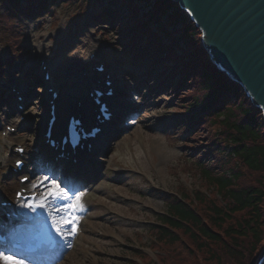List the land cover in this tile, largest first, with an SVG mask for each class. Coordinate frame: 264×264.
<instances>
[{
    "label": "rangeland",
    "instance_id": "1",
    "mask_svg": "<svg viewBox=\"0 0 264 264\" xmlns=\"http://www.w3.org/2000/svg\"><path fill=\"white\" fill-rule=\"evenodd\" d=\"M82 1L85 5L88 2L86 13L81 12V4H77L78 0H76L73 6L69 8L60 6L56 10L50 18L53 25L47 18L48 22L44 23L40 31L34 33V27L28 25L25 30L20 31V34L17 32L21 45L27 46L29 52L31 51V58L37 57L40 52L49 53L52 57L56 53V46L64 42L68 45L73 44L70 47L73 48L78 45L82 37L87 38L89 42L93 39L98 40L104 47L103 51L109 55L112 64H115L114 60L125 62V67L116 66L115 68L119 72L116 75L119 94L127 95L128 93L130 105L142 110L136 120L132 119L135 121L123 123L125 131L117 136L114 144L107 150V161L100 162L98 158L95 159V165L98 164L101 167L97 170V177L90 182V190L83 193L84 210L80 212L77 225L79 231L77 236L68 241V248L61 256L63 258L61 264H217L210 261V251H197L187 237H184V243L172 245L167 242L169 245H166L159 238L156 239V234L151 232V228L153 224L158 225L159 217L167 211L165 199L169 197H189L188 202H191L194 192L200 190L206 195L208 201L214 200L218 204L226 203L223 198H219L216 189L200 173L205 168L215 169L216 174H219L222 169L237 167L238 159L228 162L231 149L227 148V151H224L227 143L218 136L222 125L213 128L209 125V120H206L187 131H184L182 127L181 134L175 135L179 133L175 131V120L184 112L181 106L189 105L190 97L198 94L195 93L197 87L190 85L192 78L186 80V87H177V84L185 77L180 74L174 75L172 68L168 67L165 73L160 75L163 71L158 68L160 73L157 77L161 79L160 84L154 83L150 89L141 90L146 82L143 76L146 68L141 64L142 72L136 75L137 78L131 76L128 78V72H131L130 69H134L136 64L127 66L130 61L126 62L123 59L124 52L121 49L123 44L120 42L121 36L118 32L119 24H116L113 29L98 30L90 21V11L96 10V5L94 6L96 0ZM106 5L107 2L104 1L98 3L97 7L105 8ZM140 7L143 6L140 5ZM3 14L4 9L0 8V17ZM122 14L121 12L120 19L123 18ZM56 20H58L57 24L54 25ZM84 27L85 33H81L80 29ZM180 27L181 22L176 25L175 30L178 31ZM153 28L156 30L157 27L153 26ZM23 32L31 45L23 39ZM91 32H97L94 38L89 37ZM6 37L8 40V32L0 23V76H7L9 73L12 75L14 71L18 73V67H20L15 65L10 68L12 53L8 44L5 43ZM47 50L51 51L45 52ZM65 50L70 51L69 48L63 49ZM59 51L60 49L57 51L58 56L63 53ZM177 53L180 54V51ZM27 55L25 53L19 62L24 63V60L28 58ZM9 77L0 78V88L7 85ZM21 77L22 74L17 75L16 80H20ZM140 77L144 81H140ZM126 79L130 86L125 91L122 84ZM10 88V91L14 89ZM20 89L28 93H31L29 90H33L37 96L23 106L21 116L18 114L16 118L12 117L19 122L21 118L27 119L21 127L20 136L23 135V140H28L27 151L33 155V148L39 140L37 134L43 127V119L47 116L48 105L41 107L40 103L47 104L50 95L47 94L48 87L43 89L20 87ZM72 90L71 87H60L59 91L65 94ZM142 91L146 92L144 96L145 99L147 98L146 101L141 98ZM195 112L190 113L195 114ZM4 120L0 113V125ZM176 141H180V144ZM214 143L219 144L220 147H210ZM4 156L5 151H0V158L3 159ZM39 163L41 161L35 163V168H38ZM33 171L30 168L27 172L34 174ZM67 228L69 227L66 226ZM92 228L95 230L93 231ZM215 251L218 253L220 249L215 248ZM223 252L224 249H221L219 256ZM226 264L242 263L227 261Z\"/></svg>",
    "mask_w": 264,
    "mask_h": 264
},
{
    "label": "trees",
    "instance_id": "2",
    "mask_svg": "<svg viewBox=\"0 0 264 264\" xmlns=\"http://www.w3.org/2000/svg\"><path fill=\"white\" fill-rule=\"evenodd\" d=\"M128 1L132 4L134 0ZM10 2L12 8L5 7L7 15L17 18L23 13L22 0ZM43 2L28 0V6ZM0 4L6 5L5 0H0ZM170 4L169 0H157L154 16L170 8ZM132 18L136 19L135 13ZM183 21L188 25L184 37L187 48L180 70L192 78L190 85L197 87L198 94L190 97L189 105L181 106L184 112L177 119L178 128L187 130L206 120L213 128L222 125L218 136L227 143L224 151L231 149L228 162L234 159L238 162L237 167L222 169L219 174L215 169L200 171L225 204L208 201L200 190L194 192L193 203L188 202L189 197H169L165 199L167 212L159 217L151 232L166 245L184 243L187 237L197 251H210V261L217 264L227 261L257 264L264 250V119L252 108L239 86L229 83L209 62L200 46L199 31L185 15ZM193 109H199L197 114L187 115ZM213 146L220 147L216 143L210 147ZM215 248L220 251L215 253ZM221 249L224 252L219 256Z\"/></svg>",
    "mask_w": 264,
    "mask_h": 264
},
{
    "label": "water",
    "instance_id": "3",
    "mask_svg": "<svg viewBox=\"0 0 264 264\" xmlns=\"http://www.w3.org/2000/svg\"><path fill=\"white\" fill-rule=\"evenodd\" d=\"M202 35L211 62L264 119V0H172ZM257 264H264V250Z\"/></svg>",
    "mask_w": 264,
    "mask_h": 264
},
{
    "label": "bare ground",
    "instance_id": "4",
    "mask_svg": "<svg viewBox=\"0 0 264 264\" xmlns=\"http://www.w3.org/2000/svg\"><path fill=\"white\" fill-rule=\"evenodd\" d=\"M79 66V65H78ZM158 68L162 69L161 66L156 67V73H158ZM111 74V71L109 72ZM75 78L77 80H79L80 78L78 76H75ZM81 82L77 85V87H74L75 89L73 91H71L67 98H68V103L64 109V112L62 111V109L60 108L59 113H58V119L57 122H61L64 118L67 112L69 113H76V104L79 101V98L82 94V88L83 86H87L89 83L92 82V79L90 77V79L88 80L87 83H85L84 81L80 80ZM152 81H156V78L153 77ZM152 84V83H150ZM56 89H59L58 87H51ZM83 88H87V87H83ZM98 89H100L99 87H97ZM103 88V87H102ZM128 88V87H126ZM150 89L151 87L148 86L147 84L144 85V87L141 88L142 89ZM109 89L108 87H104L103 90ZM10 90V87H3L0 88V96L4 93H7ZM23 93L25 94V104L29 101H31L34 97V93H28L26 90H22ZM143 92V91H142ZM63 94V93H62ZM128 94V93H127ZM143 95L141 96V98L146 101L147 98L145 99L144 96L146 94V92L144 91L142 93ZM149 97V96H148ZM61 98V97H60ZM131 98V97H130ZM61 100V99H60ZM48 101H52V96H50L48 98ZM111 102L112 105L110 107L111 111L114 113V118L110 121V122H103L102 124H100V127H103V133L97 138V140H91L89 139L87 142H85V144L92 145V150L90 153H87L86 149L84 153H80L81 157H84V159L78 164V165H72L71 161H65V160H61L59 159L58 161H54V159L52 158L56 152L53 149H50L48 147V145H46V139H40L38 140V142L36 143V145L34 146V153L33 156L38 157V155L36 154V150H38L40 148V146H45L43 149V152L46 154V157H42L41 155H39L40 157L43 158L44 162H46L47 164H49V168L48 170L50 171V174L53 175L54 177H61V175L59 174L60 170L58 169L59 166H61L62 169L66 168V171H68L67 173L72 172L73 176L75 179L70 180L68 179L69 174L62 175L63 180L69 185V186H73L74 184L77 186L82 185L83 187L86 185V181H88L89 183L91 181L94 180V178L97 177V167H101V166H96L95 165V159L97 158V155H105V152H107V150L109 149V147L111 145L114 144V141L116 140L117 136L120 135V133L122 132V125L123 122L126 121L129 117H131L133 114H135L138 109L131 106L129 102H127V99L125 97V95H123L121 98L119 97V95H115L113 97H111ZM59 103H61L63 105V107L65 106L62 101H60ZM7 104L9 105L10 111L7 113H4L3 115L6 117L5 123H11L14 124L15 120L12 119L10 120L12 117H14L15 115H17L19 112L17 110H15V101H14V95L9 94L7 97V100H5L4 102L0 101V113L2 112V108L4 105L7 106ZM49 119L46 120L47 124H48ZM19 123H16L14 126H16L18 128L22 127V125H17ZM54 136V131L52 132V137ZM28 140L24 139L22 137L20 138H16L15 140H12V142L7 145L4 150L6 155H8L6 158L4 157L3 159H0V165H6V172L3 173L2 169L0 168V198H2L4 196L3 192H5L9 199H12L13 196V191H16L18 188H28V185L26 186H21L20 184L17 183L16 177L18 176V174L13 172L14 166L11 168V162L13 159L16 160H22L21 157L17 156L15 153H13L14 150H12V145L14 143H17L19 145H21L18 148H28V144H27ZM3 150V149H2ZM32 156V158H33ZM31 157V156H30ZM100 159H98V161H104L106 162L107 158L104 157H99ZM23 159L29 163V156L24 155ZM15 163V162H14ZM25 169V168H24ZM22 170V173L25 172V170ZM40 171H42L41 173L44 175H48V172L46 171V169L41 168ZM28 172H25L24 176H28L27 175ZM5 178L6 181L10 180V182H4L2 179ZM68 180H67V179ZM39 180V179H37ZM36 180V181H37ZM70 180V181H69ZM35 182V181H34ZM38 182V181H37ZM35 183L33 182H29V187L31 189H36L33 188V185ZM5 200H1L0 202H3ZM14 202V199H13ZM12 210L16 213L18 212H22L24 218H29L26 214V212L23 210V207H21L20 204H14V207H12ZM48 212H51V207L47 209ZM8 212V210H7ZM54 215V214H53ZM59 215V214H57ZM49 217V215H48ZM51 218V217H50ZM52 221V219H51ZM78 229V227H77ZM62 244L63 246L65 245V241L62 240Z\"/></svg>",
    "mask_w": 264,
    "mask_h": 264
},
{
    "label": "snow or ice",
    "instance_id": "5",
    "mask_svg": "<svg viewBox=\"0 0 264 264\" xmlns=\"http://www.w3.org/2000/svg\"><path fill=\"white\" fill-rule=\"evenodd\" d=\"M33 188L40 190L39 196L24 197L23 193H18L19 197H23L24 203L21 207L26 208L32 212L38 209L52 208L53 212L59 215H49L52 219V227L56 234L64 241L69 237H74L77 234V225L80 217L79 212L84 210L82 204V192H71L67 186H62V183L56 177L43 175L38 182L33 185ZM64 225V226H62ZM71 225V228H67ZM48 244L55 247L57 242L51 237L48 238ZM41 245L37 244L36 248ZM35 250V249H33ZM0 262L2 264H26V258H21L20 255L6 251H0Z\"/></svg>",
    "mask_w": 264,
    "mask_h": 264
}]
</instances>
